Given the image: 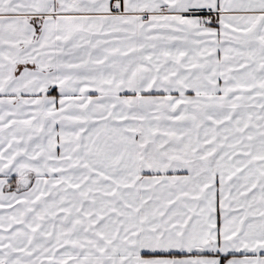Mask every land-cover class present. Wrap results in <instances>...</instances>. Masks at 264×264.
I'll use <instances>...</instances> for the list:
<instances>
[{"label":"snow or ice","instance_id":"1","mask_svg":"<svg viewBox=\"0 0 264 264\" xmlns=\"http://www.w3.org/2000/svg\"><path fill=\"white\" fill-rule=\"evenodd\" d=\"M0 264H264V0H0Z\"/></svg>","mask_w":264,"mask_h":264}]
</instances>
